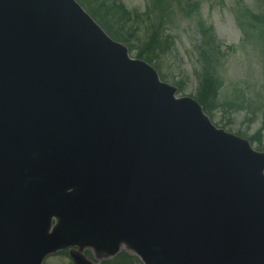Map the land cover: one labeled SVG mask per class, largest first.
<instances>
[{
	"label": "water",
	"instance_id": "95a60500",
	"mask_svg": "<svg viewBox=\"0 0 264 264\" xmlns=\"http://www.w3.org/2000/svg\"><path fill=\"white\" fill-rule=\"evenodd\" d=\"M175 92L73 0H0V264H264V154Z\"/></svg>",
	"mask_w": 264,
	"mask_h": 264
},
{
	"label": "rangeland",
	"instance_id": "374dc122",
	"mask_svg": "<svg viewBox=\"0 0 264 264\" xmlns=\"http://www.w3.org/2000/svg\"><path fill=\"white\" fill-rule=\"evenodd\" d=\"M133 12L144 13L147 0H118ZM200 3L199 16L212 26L214 40L222 48L223 56L219 57V85L221 89L213 102L217 109L210 119L216 127L222 128L235 135L244 134V139L251 138L260 131L261 104L264 102V41H245L237 27L235 14L240 8L235 0H224L223 5L213 0H195ZM242 4L249 7L254 13H264V0H242ZM154 24L161 22L167 34L173 38L174 49L162 57L159 65L165 76L166 83L175 86L179 83L182 92L177 96L193 97L197 91L198 78L195 72L199 69L197 49L201 44L200 33L195 20L183 18L179 12L171 13L165 20L158 15L154 16ZM142 18V22L150 21ZM141 18H139L141 20ZM135 58V52L130 54ZM216 93V91H215ZM234 102L229 104V101ZM231 104H237L229 107ZM242 137V136H241ZM247 137V138H245ZM260 147L252 143L254 150L264 148V133L260 137ZM261 148V149H260ZM262 153L264 152L261 151ZM44 264H71L66 256L59 255L48 258Z\"/></svg>",
	"mask_w": 264,
	"mask_h": 264
},
{
	"label": "trees",
	"instance_id": "16d2710c",
	"mask_svg": "<svg viewBox=\"0 0 264 264\" xmlns=\"http://www.w3.org/2000/svg\"><path fill=\"white\" fill-rule=\"evenodd\" d=\"M98 1H100L99 8L104 9V11H106V16L110 15L111 21L113 22L110 27L103 24L108 33L113 35L117 40L120 39L121 42L124 41L126 44H129L135 37L136 40H138L137 43L139 44V58L155 62L159 60L160 55L165 54L172 47L173 43L171 42V39L163 38L165 31L161 22L156 24L153 22H146L145 26H140L137 24L136 20L132 19L131 15L114 11L111 6H106L104 0ZM176 2L177 5H180L178 8L184 11L188 18H190L193 14L197 15V3L194 0H184L183 3L181 0H176ZM158 5L161 11L160 14L164 17L165 13L168 12L166 11L167 7L171 5V0H161L160 3L158 2ZM199 28L200 32L204 34L202 46L199 48V59L202 64L200 75L202 79L200 82L198 100L203 105V108L210 109V98L214 96L216 85L219 83L217 62L218 56H220L221 52L218 47L211 46L207 41V39L210 38L209 27L205 23L201 22L199 24ZM205 45L206 47H204ZM131 48L133 47L131 46ZM115 259L114 263L110 262V264H137L134 258L129 257L125 253H121V255Z\"/></svg>",
	"mask_w": 264,
	"mask_h": 264
}]
</instances>
